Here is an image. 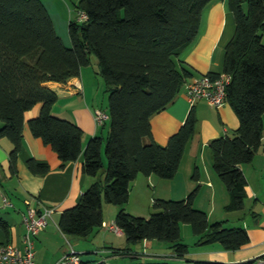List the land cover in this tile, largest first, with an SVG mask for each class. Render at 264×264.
Returning <instances> with one entry per match:
<instances>
[{"label": "trees", "instance_id": "obj_1", "mask_svg": "<svg viewBox=\"0 0 264 264\" xmlns=\"http://www.w3.org/2000/svg\"><path fill=\"white\" fill-rule=\"evenodd\" d=\"M210 1L79 0L78 8L88 18L69 22L68 46L42 0H0V137L13 142V172L22 146L25 112L38 103V115L28 121L32 133L58 153L62 165L78 159L83 151L82 128L52 112L58 95L46 85L48 81L66 82L79 76L94 53L109 92V134L91 137L83 152L84 173L97 179L75 205L62 211V232L86 237L100 227L103 201L124 206L139 173L172 178L178 171L186 144L196 130V115L191 110L166 145L152 138L151 117L193 76L188 67H179L177 56L196 38L202 10ZM230 6L236 32L226 47L224 71L231 75L227 100L240 124L235 135L214 138L210 147L214 169L230 193L227 208L239 209L247 185L240 165L253 160L263 138L264 0H230ZM104 146L108 163L102 178ZM28 166L38 175L50 168L35 158L28 160ZM196 192L183 199H154L156 211L149 217L122 207L115 223L130 245L143 240L165 241L180 258L189 252L182 241V223L192 226L200 243L219 242L226 249H236L249 242L245 228L226 227L221 221L210 223L207 212L194 205ZM0 228H8L1 217ZM130 264L226 263L158 259Z\"/></svg>", "mask_w": 264, "mask_h": 264}, {"label": "crops", "instance_id": "obj_2", "mask_svg": "<svg viewBox=\"0 0 264 264\" xmlns=\"http://www.w3.org/2000/svg\"><path fill=\"white\" fill-rule=\"evenodd\" d=\"M235 32L236 19L230 0H211L202 10L196 38L177 56L179 67H188L193 76L224 72L226 47ZM64 42L71 45L69 38ZM86 74L88 77L91 75L83 67L79 76L66 82L46 83L58 95L52 112L72 120L83 130V151L78 159L62 165L58 153L32 133L28 121L38 115L39 103L25 112L22 146L15 172L10 167L13 142L8 137H0V217L8 224L7 230L0 228V242H12L23 247L22 237L26 231L23 214L27 210L26 200L31 199L32 204L55 207L46 227L35 238L36 261L39 264L56 263L70 247L81 252L83 264L100 261L130 264L132 261H153L154 258H166L173 262L196 259L226 264H264V126L258 152L251 162L240 165L247 178L244 205L239 209H228L230 193L214 169L210 142L223 135H235L240 124L239 117L228 100L224 105L214 107L201 98L191 106L186 90V83L191 77L184 81L175 98L151 117L152 138L166 145L190 111L196 115V130L186 144L178 171L172 178L139 173L131 184L129 200L124 206L103 201V224H116L115 217L122 207L139 214L137 212L146 211L145 206H149L151 199H183L197 189L194 205L207 212L210 223L221 221L226 227L245 228L249 242L236 249H226L219 242L200 243L192 226L182 223V241L188 244L189 252L180 258L169 243L143 240L130 245L122 230L117 233L103 224L86 237H74L61 231L59 220L62 211L75 205L82 192L97 179L84 173L83 152L91 137L99 134L105 137L104 127L109 119L103 125L97 124L95 109L103 108L97 102L100 89L95 87V83L86 81ZM76 85H81L82 89L79 90ZM30 158L46 162L50 166L48 172L34 174L28 166ZM100 175L105 177V173ZM4 197L13 205H4Z\"/></svg>", "mask_w": 264, "mask_h": 264}, {"label": "built area", "instance_id": "obj_3", "mask_svg": "<svg viewBox=\"0 0 264 264\" xmlns=\"http://www.w3.org/2000/svg\"><path fill=\"white\" fill-rule=\"evenodd\" d=\"M88 15L80 10L79 21H85ZM231 81V75L221 72L216 75L204 73L193 76L186 83L187 97L193 106L197 99H205L210 105L220 107L227 101V86ZM81 90V85H76ZM109 118V112L103 108L95 109V120L98 125H103ZM4 205L12 206L13 203L7 198L3 199ZM27 210L23 214V223L26 231L22 237L23 247L20 248L12 242H0V264H39L36 261L35 238L43 230L48 219L55 212V207L32 204L31 199H27ZM104 226L114 229L121 233V229L116 224L104 223ZM50 264H83L81 252L74 247H70L56 263Z\"/></svg>", "mask_w": 264, "mask_h": 264}, {"label": "rangeland", "instance_id": "obj_4", "mask_svg": "<svg viewBox=\"0 0 264 264\" xmlns=\"http://www.w3.org/2000/svg\"><path fill=\"white\" fill-rule=\"evenodd\" d=\"M42 1L44 2L46 8L48 9L53 19L58 35L61 36L63 40L66 39V41H68V38H69L70 43H71V38L69 34V22L71 20L79 21L78 20L79 14H80V9L78 8L79 0H42ZM68 46H71V45H68ZM97 60H98L97 56L94 53H92L90 55L89 65L84 66V69L89 70V74H91L89 77L86 74V81L90 84L95 83V87H98L100 89V95L98 97L97 102L105 110L109 111V92L105 90L106 89L105 83H104L105 81L100 73V66H99V63H97ZM109 131H110V119L107 120V125L104 127L105 138L109 134ZM102 155H103L104 165L100 170V174L104 175L106 168H107V163H108V158L105 153V146L103 147ZM152 190L153 189H151V192L153 194ZM145 209H146L145 212H137L139 214H134V215L149 217L153 212H155L156 209L153 207L152 199L150 200L149 206L148 207L145 206ZM162 242L168 244L165 241H162ZM167 250H170V249H167ZM155 259L156 258H154L153 260ZM161 260H170V259L161 258Z\"/></svg>", "mask_w": 264, "mask_h": 264}]
</instances>
